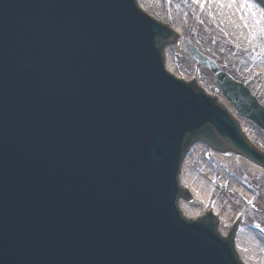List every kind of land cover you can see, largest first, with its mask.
Returning <instances> with one entry per match:
<instances>
[{
    "label": "water",
    "instance_id": "obj_1",
    "mask_svg": "<svg viewBox=\"0 0 264 264\" xmlns=\"http://www.w3.org/2000/svg\"><path fill=\"white\" fill-rule=\"evenodd\" d=\"M174 40L135 0H0V264H241L212 215L181 217L178 174L198 140L264 156L166 73ZM190 54L264 131L249 90Z\"/></svg>",
    "mask_w": 264,
    "mask_h": 264
},
{
    "label": "rangeland",
    "instance_id": "obj_2",
    "mask_svg": "<svg viewBox=\"0 0 264 264\" xmlns=\"http://www.w3.org/2000/svg\"><path fill=\"white\" fill-rule=\"evenodd\" d=\"M149 1L151 7L147 8V14L163 23L177 26L180 23L181 13L183 15L180 28L186 45L181 48L180 52H177L174 49L177 46V38L174 37L175 40L172 46L165 47L163 45L161 48L165 60H172L175 76L188 78L186 80L197 79L196 81L202 84V90L212 96H217L218 94L222 96L212 72L198 64L190 54V50L193 48L213 61L221 72L245 87H248L251 83L239 75L236 71L237 66H246L250 71H256L260 67L264 68L263 57L258 56L255 58L251 55L254 48L261 51L263 46L262 43L256 42L254 38L249 39L248 32L249 30L261 31L258 19L261 20L264 26V11L252 0H241L247 10L242 19L234 15L238 21L236 24L240 25L241 36L238 37L236 35L235 38V42L238 41L239 43L237 50L229 52L227 48L222 46L217 35L212 37L211 24L213 20L211 12L208 10L198 9L197 7L192 8L190 13L182 10L184 7L189 6L188 0ZM145 3L147 2L145 1ZM225 3L227 4L228 0H225ZM234 16H231L230 19H233ZM241 37L249 39L248 42ZM207 82L210 84L209 88L206 86V84L208 85ZM258 96L260 98L264 95ZM257 102L264 107V99L261 101L257 100ZM236 116L239 120H243L239 118L237 112ZM243 121L246 122L247 127L250 128V131L254 133L257 139L264 140V131L247 120ZM258 141V143L261 142L260 140ZM261 143L260 147L264 149V143ZM191 149L193 150L190 151ZM186 154V158L189 157V162L186 166L187 168H182L183 170H181L183 182L187 181L186 173L188 169L191 170L192 174H197L200 177L198 179L199 182L195 183V188L193 189L190 185L188 190L191 193L199 194L204 188L210 187L209 209H213L218 204L223 212L232 210L235 213L234 217H236L237 222H232L226 228H229V231L236 226L234 232H232L233 241H236L237 234L240 232L243 253L253 264H264V171L262 170L256 174L251 173L238 156L233 154H228L227 156L223 154L217 155L213 150H209V147L203 145L202 142H195L189 147ZM221 171L225 172L224 177ZM242 191L248 193L249 197L245 196ZM189 200L190 196H188L187 201ZM202 205L203 203L200 202L195 203L197 208ZM223 231L224 227L218 233L222 235Z\"/></svg>",
    "mask_w": 264,
    "mask_h": 264
},
{
    "label": "bare ground",
    "instance_id": "obj_3",
    "mask_svg": "<svg viewBox=\"0 0 264 264\" xmlns=\"http://www.w3.org/2000/svg\"><path fill=\"white\" fill-rule=\"evenodd\" d=\"M135 1H136L138 8L140 10H142L144 13H146V15H147V8L151 7V5H149L150 1L149 0H135ZM145 1L147 3H145ZM188 2H189V6L184 7L183 9L181 8L182 10L190 13L192 11V8L197 7L198 9L203 8V9H206L209 12H211V18L213 20V22L211 24L212 25V27H211L212 28V37L217 35L218 40L221 42V44L224 48L228 49L227 50L228 52L231 50H237L239 43H238V41L235 42V38H236V35H238V37H240L241 33L239 31L240 25L238 26V24H236V22H238V21L234 15H237V17H240L242 19V16L247 12V10L245 9V6L241 0H234V2H231V0H228L227 4L226 3L221 4L218 2V0H217V2H213V0H208V3L206 6L203 5V0H201V3H196V2H194V0H188ZM231 16H234L233 19H230ZM182 19H183V15L181 13V17L179 19L180 23H181ZM158 23L164 27H167V29L175 37L177 36V42H176L177 46H175L174 49L177 52H180L181 48L186 45V42L182 37L183 34H182L181 28H180L181 24L178 23L177 26H171V25L163 23L159 20H158ZM258 24L260 25L261 31L256 32L254 30H249V32H248L249 33V39L254 38V40L256 42L262 43L263 47H262L261 51L258 50L257 48H254L253 51L251 52V55L254 56L255 58H257L258 56H262L264 59V32L262 31V29H264V26L262 25L261 20H259V19H258ZM241 38L242 39L244 38V40L247 42L249 40V39L247 40L245 37H241ZM238 40H239V38H238ZM236 69H237L236 71L239 73V75L242 78L248 80V82L251 83L247 87L251 96H253L258 101L263 100L264 96L259 98L258 95H261V94L264 95V68L260 67V68H257L256 71H250L249 68L246 66L245 67L237 66ZM165 70L167 71L168 74L176 77L177 79L183 80L186 83L193 81V82H195L197 88H199V89L202 88V84L199 81H196L197 79L186 80L188 78H179V77L175 76L173 73L174 68H173L172 60H167V59L165 60ZM207 83H208V85L206 84V86H208V88H209L210 84H209V82H207ZM203 92L210 99H213V101L216 104H218L222 110L227 112L231 118H233L234 122L237 124V126L240 130V134L242 135V137H243L244 141L247 143V145L252 150H255L256 153H258V154L262 153V155L264 156V149L262 147H260V144H262L261 142L264 143V140L262 141L259 138L257 139L256 136L254 135V133L250 131V128L247 127L246 122L243 120H239L237 118L234 106L231 103L227 102L220 94H218L217 96H212V95L208 94L207 92H205L204 90H203ZM258 140H260L261 142L258 143L259 142ZM197 145H199V144H197ZM192 150L193 149H191L190 151H192ZM222 154L227 156L230 153H222ZM217 155H218V153H217ZM233 155H236V154H233ZM236 156H238V155H236ZM238 157L241 158L240 156H238ZM188 162H189V157H187L186 160H184L182 168L186 169ZM243 162H244L243 165L251 173L256 174V173H260V171H262V168H255L254 165H251V163L247 160H243ZM181 170H183V169H181ZM221 174L224 177L225 172L221 171ZM186 177H187V181L184 183L181 176H180V179H179L180 188L182 191L184 190V192H186V193L188 192V194H189L190 191L188 189H189L190 185L194 189L195 183L199 182L198 179H200V177L197 174H192L191 170H189V169L187 170ZM192 192H193V190H192ZM242 193L245 196L249 197L248 193H246L244 191H242ZM210 194H211L210 187L204 188L203 191H201V193H199V194H195L194 192L193 193L190 192V195H189L190 200L189 201H187V202H183V200L179 201V203H178L179 212L185 220H190V221L198 220L203 215H212L213 218H215V220L218 221V224H219L218 230H220L221 228L223 229V227H224V231H223L222 235L228 236V234H229L228 229L229 228H226V226L232 224V222L237 220L236 217H234L235 213L232 210H226L225 212H223L222 209H220L218 204H216L213 209H209L208 204L210 203ZM196 202L203 203V205L201 207L197 208V207H195ZM236 222H234V223H236ZM241 241L242 240L240 238V232H239L237 234L236 241L234 243V249H236L235 251L237 252V255L239 257L241 264H253L251 262V260L243 253V250H242L243 245L241 244ZM237 247H238V250H237Z\"/></svg>",
    "mask_w": 264,
    "mask_h": 264
},
{
    "label": "snow or ice",
    "instance_id": "obj_4",
    "mask_svg": "<svg viewBox=\"0 0 264 264\" xmlns=\"http://www.w3.org/2000/svg\"><path fill=\"white\" fill-rule=\"evenodd\" d=\"M194 2L196 3H201V0H194ZM213 2H217V0H213ZM219 3L224 4L225 0H218ZM231 2H234V0H231ZM208 3V0H203V5L206 6ZM262 31H264V29H262ZM251 203V201H250Z\"/></svg>",
    "mask_w": 264,
    "mask_h": 264
}]
</instances>
